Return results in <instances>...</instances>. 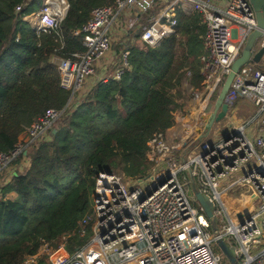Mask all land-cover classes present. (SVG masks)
Masks as SVG:
<instances>
[{"label":"built area","instance_id":"built-area-1","mask_svg":"<svg viewBox=\"0 0 264 264\" xmlns=\"http://www.w3.org/2000/svg\"><path fill=\"white\" fill-rule=\"evenodd\" d=\"M159 1H164V9L141 33L143 42L158 47L178 25V2L174 0H115L95 7L89 20L74 31L82 36L85 50L69 56L60 54L65 47L62 22L68 11L66 1L61 5L56 0H43L38 11L24 17L39 33L55 32L59 37L61 45L52 60L59 68L61 87L71 93L67 106H78L95 87L87 88V81L95 75L97 62L111 49L109 29L118 17L127 8L147 11ZM178 1L192 3V10L201 14L206 28L201 36L204 52L199 57L203 81L200 88L192 87L190 92L204 115L200 134L207 130L209 136L215 126L209 130L207 123L233 62L258 26L256 14L249 0ZM218 1L226 3L221 7ZM23 7L24 3L16 10ZM187 8L183 6L185 11ZM139 22L137 12L130 15L126 31H134ZM257 43L264 46V35ZM129 54L124 52L113 78H122L129 66ZM187 76H192L190 70ZM240 99L249 100L255 113L242 125L231 122L215 129L213 140L188 145L170 142L165 132L155 135L148 143L149 171L154 172L149 185L145 176L128 177L119 169L99 171L91 211L79 223L81 237L86 236L91 224L92 240L74 252L67 250V242L58 248L44 243L23 264H222L224 260L227 264H264V70L254 62L238 70L225 95L228 117ZM65 108L47 109L11 150H0V176L26 158L33 145L49 137ZM187 183L193 187V201L187 195ZM194 187L214 204L220 236L234 250L236 263L222 250L214 251L218 236L195 197ZM232 204L236 208L231 215ZM43 257L47 260L42 261Z\"/></svg>","mask_w":264,"mask_h":264},{"label":"trees","instance_id":"trees-1","mask_svg":"<svg viewBox=\"0 0 264 264\" xmlns=\"http://www.w3.org/2000/svg\"><path fill=\"white\" fill-rule=\"evenodd\" d=\"M114 1L68 0L60 54L84 51L82 36L74 31L95 7ZM42 4L0 0V150H11L47 109L66 107L54 127L57 132L33 145L27 155L30 165L1 188L0 264H23L44 243L58 248L66 240L69 252L83 246L79 223L91 211L96 174L119 169L128 177L146 176L151 169L149 141L173 126L185 85L190 91L203 81L199 57L206 28L199 12L179 9L174 34L151 47L141 39L148 25L138 29L128 44L129 66L122 78L100 82L78 106H67L71 93L61 87L52 60L59 37L39 33L24 20ZM11 192L16 199L7 197Z\"/></svg>","mask_w":264,"mask_h":264},{"label":"crops","instance_id":"crops-1","mask_svg":"<svg viewBox=\"0 0 264 264\" xmlns=\"http://www.w3.org/2000/svg\"><path fill=\"white\" fill-rule=\"evenodd\" d=\"M160 2H162L163 5L155 15L153 13L151 14L150 12L155 8L156 5L152 9L147 11L138 10L136 8H127L123 12L125 17H129L130 15L133 16L136 12L140 17L138 27L134 31L127 32L125 29V25L121 20H117L111 25L109 29V34L112 40L111 49L102 59L97 62L95 75L89 77L87 81V88L94 86L96 87L101 82V80L105 79V81H107L114 76L116 70L122 65L123 54L125 51H128L129 42H133L134 40L133 35L136 34L138 29L145 27V25H149L154 20V18L161 13L162 8L164 9V1H159L158 4ZM217 3L222 7L226 2L218 1ZM237 31L242 32L241 29H238ZM257 47L259 48V46ZM257 66L264 70V57L261 62L257 64ZM185 91H187L188 93L190 92L188 91V89H185ZM181 103H183V105L177 108L174 113L175 122L173 126L167 129V131L165 132L167 139L170 142H185L189 145L192 142L194 143L200 142L201 140H213L214 138H216L214 130L212 131V133H210L209 136H207V130L206 133L200 134V132L203 130V125H205L203 119L204 115L199 109L200 103L192 98V94L191 96L189 95L188 97H185L181 101ZM255 111L256 110L254 105L249 100L240 99L229 117L232 116V118H234L232 123L242 125L255 113ZM251 129L252 131H254V128ZM29 165V158L26 157L23 159H19L13 164L12 167H10L0 176V184L3 186L7 185L11 181L12 177L16 174V172L23 171ZM17 196L18 195L15 192H11L7 197L16 199Z\"/></svg>","mask_w":264,"mask_h":264},{"label":"water","instance_id":"water-1","mask_svg":"<svg viewBox=\"0 0 264 264\" xmlns=\"http://www.w3.org/2000/svg\"><path fill=\"white\" fill-rule=\"evenodd\" d=\"M69 9V2L65 0ZM256 14V19L258 26L257 28L249 35L247 42L240 54L239 57L235 59L232 65L230 74L227 76L222 89L218 95L214 111L212 112L210 119L207 123V128L212 129L217 123H220L222 120L228 117L229 107L224 103L225 95L227 94L231 83L235 77V74L238 70L245 64L254 62L259 64L264 57V46L257 47V41L264 35V0H249ZM68 12V11H67ZM57 132L56 128L52 129V133ZM27 154V153H26ZM188 172L191 174V169H188ZM196 190V187H194ZM195 197L199 204L205 209V212L210 219L212 229L218 238L216 242L222 252L232 261L236 263L234 257V250L230 248L227 243L220 236L218 221L214 215L213 209L214 204L209 200L208 196L196 190Z\"/></svg>","mask_w":264,"mask_h":264},{"label":"rangeland","instance_id":"rangeland-1","mask_svg":"<svg viewBox=\"0 0 264 264\" xmlns=\"http://www.w3.org/2000/svg\"><path fill=\"white\" fill-rule=\"evenodd\" d=\"M174 1H175V2H178V4H177V11H179V9H180V10L183 11L184 13H187V12H188V14L193 13V12H196V10H192V9H193V6H194L192 3H190V2H185V1L181 2V1H178V0H174ZM162 5H163V3L160 2L159 4H157V5L155 6V8H154L150 13H151V14L153 13V14L155 15V14L158 12V10H160V7H162ZM184 5H191V6H190V7L187 6L188 8H187V10L185 11V10L183 9V6H184ZM127 19H128V17H125V16H124V13H122V14L118 17V20H121V21L123 22L124 25H126ZM111 46H112V42H111ZM185 88H186V85H185ZM185 88H184V90H183V93H184L185 97H188L189 95L191 96V92L188 93L187 91H185ZM233 119H234V118H232V116H231V117H229V119L226 118V119L222 120L220 123H217V124L215 125V127L213 128V130L216 129V130L218 131V130L222 129V127H224L225 125H230V123L233 121ZM235 120H236V119H235ZM60 121H61V120H59V121L56 123V125H57ZM56 125H55V126H56ZM49 134H50V131H49ZM119 171H120V170H119ZM153 176H154V172H153V171H148L147 175L144 177V178H147V179H146V184H147V185H149V184L151 183V181H152V179H153ZM186 192H187V195H188V197L190 198V200L193 201V197H194L193 187H192V185L189 184V183L186 184ZM10 199H12V198H10ZM235 208H236L235 204H232V205L230 206L229 213H230L231 215L235 213ZM93 237H94V230H93L92 228H90V229H88L87 234H86V236L84 237V240H85L86 243H87V242L91 241ZM64 243H66V240H65ZM86 243H85V244H86ZM62 244H63V243H62ZM66 244H67V243H66ZM50 246H51L52 248H55V246H54L53 244H51V243H50ZM213 248H214V251L219 252V253L221 252V249L219 248V246H218L217 244H213ZM50 249H51V248H50ZM222 264H227V261L224 260V262H223Z\"/></svg>","mask_w":264,"mask_h":264},{"label":"bare ground","instance_id":"bare-ground-1","mask_svg":"<svg viewBox=\"0 0 264 264\" xmlns=\"http://www.w3.org/2000/svg\"><path fill=\"white\" fill-rule=\"evenodd\" d=\"M57 2H59V4H64L65 3V1L64 0H56Z\"/></svg>","mask_w":264,"mask_h":264}]
</instances>
